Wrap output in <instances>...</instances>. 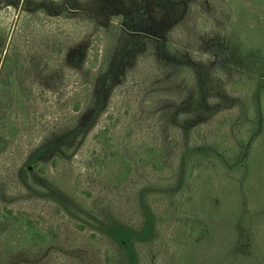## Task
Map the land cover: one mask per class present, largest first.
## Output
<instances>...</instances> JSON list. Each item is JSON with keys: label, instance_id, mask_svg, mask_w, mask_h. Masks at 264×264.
Listing matches in <instances>:
<instances>
[{"label": "trees", "instance_id": "1", "mask_svg": "<svg viewBox=\"0 0 264 264\" xmlns=\"http://www.w3.org/2000/svg\"><path fill=\"white\" fill-rule=\"evenodd\" d=\"M17 4L25 12L22 32L42 30L47 21L58 28L69 25L73 34L85 25L91 30L90 40L68 44L63 59L75 71L88 68L83 100L97 97L96 116L121 87L118 79L126 76L132 77L144 103L150 102L161 141L142 143L132 157L139 168L149 167L159 182L166 177L173 183L157 190L141 189V233L108 217V233L125 250L128 264L136 263L135 243L151 240L157 225L167 221L182 223L191 238L210 239L211 227L222 233L229 227L235 239L232 260L264 264L256 256L264 250V204L250 200L244 190L258 167L255 146L264 141V0H23ZM58 32L61 28L52 33L57 41ZM19 44L13 41L9 49L7 39L0 36V239L17 235L18 246L43 247L48 236L22 211L15 213V204L23 199L20 187H39L35 180L46 173L41 163L47 148L39 147L14 171L1 173L29 110L31 87L24 76L29 68ZM54 45L62 49L67 43ZM83 100H77L76 111ZM54 156L56 165L63 155L56 151ZM118 156L123 167L119 181L126 182L134 164L128 156ZM215 180L225 190H235L227 194L226 210L231 215L227 224L215 187L205 204L199 198ZM18 186V191L13 190ZM54 187L48 185L41 195L57 201Z\"/></svg>", "mask_w": 264, "mask_h": 264}, {"label": "rangeland", "instance_id": "2", "mask_svg": "<svg viewBox=\"0 0 264 264\" xmlns=\"http://www.w3.org/2000/svg\"><path fill=\"white\" fill-rule=\"evenodd\" d=\"M19 1L23 0H0V36L7 39L9 49L13 41L20 43L29 68L24 76L31 94L28 116L21 121L20 133L5 157L1 173L14 171L15 166H21L39 147L47 148L41 163L46 173L35 180L38 188L20 187L23 199L15 204V213L20 210L30 217L46 233L49 242L43 247L18 246L17 235L5 236L0 239V264H128L125 250L108 233V217L141 233L144 226L139 203L141 189L152 186L157 190L160 185L173 183V178L166 177L159 182L161 179L149 167L139 168L140 164L132 157L140 151L142 143L161 141L150 102L144 103L132 77L126 76L118 79L121 87L114 90L96 116L97 97L90 96L89 102L83 100L87 98L83 87L88 68L75 71L63 59L71 46L68 44L76 39L90 40L91 30L85 25L73 34L71 26L58 28L53 21H47L42 30L22 32L25 12L17 4ZM60 28L57 41L58 37L54 38L52 33ZM47 42H66L67 46L61 49ZM206 57L213 60L209 54ZM78 72L83 74L81 79ZM77 100L84 103L79 111L74 109ZM263 142L262 138L255 146L258 167L252 171V182L244 190L250 200L264 204ZM56 151H61L63 156L54 165ZM118 154L128 156L134 164L126 182L119 181L123 167ZM176 158L177 155H172L174 161ZM50 184L55 186L53 193L58 195L57 201L41 195ZM213 187L221 207L224 206L227 224L231 220L226 210L230 200L227 194L235 190H225L215 180L199 196L203 204L214 194ZM13 190L18 191L19 186ZM36 191L40 193L35 194ZM230 198H234L233 192ZM152 208L157 209L154 205ZM183 226L168 221L158 224L151 240L135 243V264H237L231 258L235 239L229 227L225 233L211 227L212 236L206 239L199 235L191 238ZM256 256L258 260L264 259V250Z\"/></svg>", "mask_w": 264, "mask_h": 264}]
</instances>
